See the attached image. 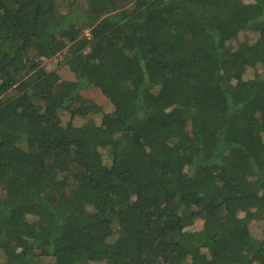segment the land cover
Instances as JSON below:
<instances>
[{
  "label": "trees",
  "instance_id": "obj_1",
  "mask_svg": "<svg viewBox=\"0 0 264 264\" xmlns=\"http://www.w3.org/2000/svg\"><path fill=\"white\" fill-rule=\"evenodd\" d=\"M0 264H264V0H0Z\"/></svg>",
  "mask_w": 264,
  "mask_h": 264
},
{
  "label": "rangeland",
  "instance_id": "obj_2",
  "mask_svg": "<svg viewBox=\"0 0 264 264\" xmlns=\"http://www.w3.org/2000/svg\"><path fill=\"white\" fill-rule=\"evenodd\" d=\"M86 35V33H85ZM63 59V55H60V56H56L55 58L51 59V60H47L45 61V63H43L45 66L49 65V69H54V70H57L58 73L60 74L61 76V79L63 81H73L74 80V76L66 69L64 68L63 66H60V64L58 63H61V60ZM42 64V65H43ZM105 109H107V112L111 111L112 108L110 107L109 104H105ZM83 121H79L77 122L78 125H80ZM200 226V223L199 224H196L194 227L195 228H198ZM257 225L255 223H253L251 226H250V232L254 231L255 230V227Z\"/></svg>",
  "mask_w": 264,
  "mask_h": 264
}]
</instances>
